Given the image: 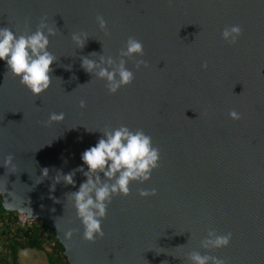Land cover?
<instances>
[{"label":"water","instance_id":"95a60500","mask_svg":"<svg viewBox=\"0 0 264 264\" xmlns=\"http://www.w3.org/2000/svg\"><path fill=\"white\" fill-rule=\"evenodd\" d=\"M45 17L57 60L47 91L34 96L0 61L2 209L54 229L69 264H190L193 251L264 264V0H0V27L18 35ZM232 25L243 30L234 45L222 37ZM73 33L88 37L82 49ZM129 37L144 56L125 58L135 79L110 94L81 57L118 62ZM139 59L149 67L137 70ZM53 112L65 119L49 123ZM121 125L152 138L159 167L113 197L104 236L88 241L68 196L86 178L76 171L75 186L56 178ZM141 189L157 195L143 198ZM210 230L231 233L230 246L203 248Z\"/></svg>","mask_w":264,"mask_h":264},{"label":"clouds","instance_id":"9594fccd","mask_svg":"<svg viewBox=\"0 0 264 264\" xmlns=\"http://www.w3.org/2000/svg\"><path fill=\"white\" fill-rule=\"evenodd\" d=\"M99 27L104 30L107 22L102 16H97ZM239 25L226 27L222 33L223 39L229 44L238 43L242 35ZM56 34L55 29L42 18L38 28L30 34H17L9 27H0V61H5L7 74L18 78L34 96H40L47 91L52 83V65L57 61L49 51L50 37ZM88 37L82 33H73L72 40L78 48H83ZM96 56V53L90 54ZM143 57L144 49L140 40L135 37L127 39L125 47L119 53L117 62L111 56L92 59L81 57V67L87 73L107 82L110 94L130 85L135 75L127 68V59ZM149 67L148 63L139 59L136 68ZM207 63L202 68L207 70ZM80 107L85 108L86 102L81 100ZM233 119H240L235 111L229 113ZM65 119L64 113H51L48 122H60ZM90 131V130H89ZM102 137L94 146L81 154L82 165L72 172L57 176L56 183L63 181L66 185L75 186L74 176L79 171L86 178L78 191L70 193L77 217L83 225V237L94 242L97 237H103L102 222L107 216L108 206L117 195L127 196L133 182L143 184L151 179L153 170L159 167L160 152L153 146L152 138L143 130L133 131L127 126L103 131ZM14 155L9 154L2 166H13ZM85 166L87 170H85ZM43 175L48 176L44 169ZM54 191V186H53ZM143 198L157 195L155 189L139 191ZM71 236V232L68 233ZM232 234H218L209 231L201 241L205 249H222L230 246ZM190 264H225V261L212 255H202L193 251L189 255Z\"/></svg>","mask_w":264,"mask_h":264},{"label":"trees","instance_id":"16d2710c","mask_svg":"<svg viewBox=\"0 0 264 264\" xmlns=\"http://www.w3.org/2000/svg\"><path fill=\"white\" fill-rule=\"evenodd\" d=\"M41 220V219H40ZM47 232L40 227H21L16 212H6L0 205V239L2 240V264H20L18 253L24 248H34L45 252L48 264H69L64 247L56 237L54 229L42 220Z\"/></svg>","mask_w":264,"mask_h":264},{"label":"rangeland","instance_id":"374dc122","mask_svg":"<svg viewBox=\"0 0 264 264\" xmlns=\"http://www.w3.org/2000/svg\"><path fill=\"white\" fill-rule=\"evenodd\" d=\"M17 213V212H16ZM32 226L40 227L42 229V233L47 232V229L43 227L42 220H36L32 223ZM1 253H4L2 248V240L0 239V264L1 263ZM45 252L34 249V248H24L21 249L18 253L19 263L20 264H48L47 257L45 256Z\"/></svg>","mask_w":264,"mask_h":264},{"label":"built area","instance_id":"2783aa9c","mask_svg":"<svg viewBox=\"0 0 264 264\" xmlns=\"http://www.w3.org/2000/svg\"><path fill=\"white\" fill-rule=\"evenodd\" d=\"M18 214V224L21 227H28V226H32V223L34 221H36L37 219H29L26 215L24 214Z\"/></svg>","mask_w":264,"mask_h":264},{"label":"crops","instance_id":"0c3cea01","mask_svg":"<svg viewBox=\"0 0 264 264\" xmlns=\"http://www.w3.org/2000/svg\"><path fill=\"white\" fill-rule=\"evenodd\" d=\"M46 256V255H45Z\"/></svg>","mask_w":264,"mask_h":264}]
</instances>
